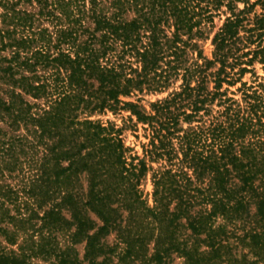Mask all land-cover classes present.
<instances>
[{"label": "trees", "instance_id": "trees-1", "mask_svg": "<svg viewBox=\"0 0 264 264\" xmlns=\"http://www.w3.org/2000/svg\"><path fill=\"white\" fill-rule=\"evenodd\" d=\"M0 264H264V0H0Z\"/></svg>", "mask_w": 264, "mask_h": 264}, {"label": "rangeland", "instance_id": "rangeland-1", "mask_svg": "<svg viewBox=\"0 0 264 264\" xmlns=\"http://www.w3.org/2000/svg\"><path fill=\"white\" fill-rule=\"evenodd\" d=\"M241 6V5H240ZM257 11H260V7H256ZM132 13L129 14V16H131ZM224 16L222 15L220 18H215L214 19V23H215V28L213 29L216 30V28L218 26L221 25L222 21H223ZM212 34V33H211ZM210 34V36H211ZM201 46L203 48L204 54L207 56L211 55V51H212V45L210 42V38L201 41ZM257 72L259 75H263V70L261 69V65L257 64ZM244 80L246 81H250V74H246L244 76ZM137 96L141 97L142 101L141 103L143 105H145L148 108V102L149 101H154L156 99H159L163 96L166 95V93H135ZM137 96H133V98H136ZM128 112H121V113H112L110 111L104 113H94L92 115L93 119H101L102 121H111L113 123H115L118 126H122L124 125V129L121 132V137L123 138L125 145L129 146L132 150L130 153H136L137 155L141 156L142 155V143L146 142L147 139L144 137L143 134V130L141 129V126L138 125V129L137 131H133L131 130L128 126H125L126 124H124L125 118L127 117ZM156 163H153V166L156 167ZM140 189L142 190V195L148 200V203L151 204L152 203V198H151V192H152V184H151V180H150V173H148L146 175V177L144 179H142L141 184H140ZM106 241L108 243H113L115 241V233H110L107 237H106ZM76 248L78 250L79 256L81 257L83 254V243L77 244ZM114 260H116V258H113ZM40 263H42L40 261Z\"/></svg>", "mask_w": 264, "mask_h": 264}]
</instances>
